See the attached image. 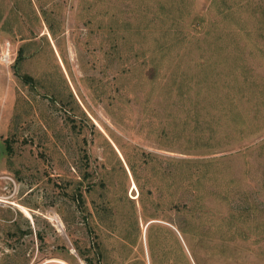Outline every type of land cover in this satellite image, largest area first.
<instances>
[{"label":"rangeland","instance_id":"1","mask_svg":"<svg viewBox=\"0 0 264 264\" xmlns=\"http://www.w3.org/2000/svg\"><path fill=\"white\" fill-rule=\"evenodd\" d=\"M87 257L264 264V0H0V264Z\"/></svg>","mask_w":264,"mask_h":264},{"label":"trees","instance_id":"2","mask_svg":"<svg viewBox=\"0 0 264 264\" xmlns=\"http://www.w3.org/2000/svg\"><path fill=\"white\" fill-rule=\"evenodd\" d=\"M185 10V9H184ZM174 12H177V14H179V15H186V14H189V12H187V10H186V12H184L183 10H181V9H174ZM183 16V17H184ZM173 21V23H174V21L175 20H172ZM172 21H171V23H170V25H168V26H166L165 28H163V27H159L160 29H162L163 30V33H165V32H169V31H174V34H172V35H182L181 34V32H177V29H178V27L179 26H177L176 28H175V26L173 25V23H172ZM169 26H170V28H173V29H169ZM50 29H51V27H50ZM176 31V32H175ZM163 46V45H162ZM161 47V46H160ZM181 177H184L185 178V176L183 175H181ZM191 180L193 179V177H192V175H190V176H188ZM197 198V201L196 202H194L193 204H192V201H191V205H189V207H188V212L190 213V217L193 215V220L194 219H196L198 216H197V210H198V206L197 205H201L200 207H203L204 206V204H203V198H201V196H199V197H196ZM202 199V200H201ZM178 229H179V231L180 232H185V228H183V227H178ZM90 264H92V260L90 259V258H85Z\"/></svg>","mask_w":264,"mask_h":264},{"label":"bare ground","instance_id":"3","mask_svg":"<svg viewBox=\"0 0 264 264\" xmlns=\"http://www.w3.org/2000/svg\"><path fill=\"white\" fill-rule=\"evenodd\" d=\"M134 188H137V186H136V183H134V186H133ZM138 189V188H137Z\"/></svg>","mask_w":264,"mask_h":264}]
</instances>
